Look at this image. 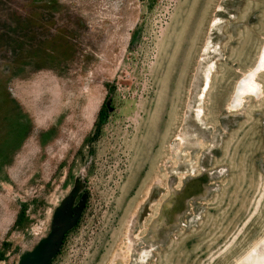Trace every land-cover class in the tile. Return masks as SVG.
I'll list each match as a JSON object with an SVG mask.
<instances>
[{
  "label": "rangeland",
  "instance_id": "rangeland-1",
  "mask_svg": "<svg viewBox=\"0 0 264 264\" xmlns=\"http://www.w3.org/2000/svg\"><path fill=\"white\" fill-rule=\"evenodd\" d=\"M263 52L264 0H0V264H237Z\"/></svg>",
  "mask_w": 264,
  "mask_h": 264
},
{
  "label": "bare ground",
  "instance_id": "bare-ground-1",
  "mask_svg": "<svg viewBox=\"0 0 264 264\" xmlns=\"http://www.w3.org/2000/svg\"><path fill=\"white\" fill-rule=\"evenodd\" d=\"M261 65H264V52L261 57L259 66ZM250 76L251 75H249L248 77ZM251 81L252 80H250V78L242 81L239 90H237L236 92L237 94L235 96L233 106L237 105V102L239 101L238 98L241 97L240 95L244 93L246 88L247 90L252 89L253 84H251ZM237 264H264V239L259 244H257V246H255L247 255L241 258V260Z\"/></svg>",
  "mask_w": 264,
  "mask_h": 264
},
{
  "label": "trees",
  "instance_id": "trees-1",
  "mask_svg": "<svg viewBox=\"0 0 264 264\" xmlns=\"http://www.w3.org/2000/svg\"><path fill=\"white\" fill-rule=\"evenodd\" d=\"M110 107L107 104H104L103 107L99 111V123H97V130L100 131L102 129L103 122L109 117Z\"/></svg>",
  "mask_w": 264,
  "mask_h": 264
}]
</instances>
